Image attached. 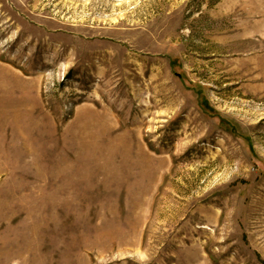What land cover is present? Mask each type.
I'll return each instance as SVG.
<instances>
[{
	"label": "rangeland",
	"instance_id": "374dc122",
	"mask_svg": "<svg viewBox=\"0 0 264 264\" xmlns=\"http://www.w3.org/2000/svg\"><path fill=\"white\" fill-rule=\"evenodd\" d=\"M0 264H264V0H0Z\"/></svg>",
	"mask_w": 264,
	"mask_h": 264
}]
</instances>
